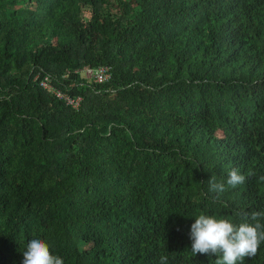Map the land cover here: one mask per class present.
<instances>
[{"label": "trees", "instance_id": "trees-1", "mask_svg": "<svg viewBox=\"0 0 264 264\" xmlns=\"http://www.w3.org/2000/svg\"><path fill=\"white\" fill-rule=\"evenodd\" d=\"M233 168L264 175V0H0V264L34 237L64 264H215L194 219L264 211L256 177L211 191Z\"/></svg>", "mask_w": 264, "mask_h": 264}, {"label": "clouds", "instance_id": "clouds-1", "mask_svg": "<svg viewBox=\"0 0 264 264\" xmlns=\"http://www.w3.org/2000/svg\"><path fill=\"white\" fill-rule=\"evenodd\" d=\"M248 177H256L264 182V175L257 176L252 169L247 174L237 168L228 172L226 183L211 180L210 189L223 193L227 188L244 184ZM227 185V187H226ZM254 223H233L227 219L200 214L190 225L191 255H215V264H244L246 258L257 254L258 247L264 243V211H253L250 215ZM21 264H64L63 258L50 252V246L43 239H30L21 253ZM158 264H168L167 256H160Z\"/></svg>", "mask_w": 264, "mask_h": 264}, {"label": "built area", "instance_id": "built-area-1", "mask_svg": "<svg viewBox=\"0 0 264 264\" xmlns=\"http://www.w3.org/2000/svg\"><path fill=\"white\" fill-rule=\"evenodd\" d=\"M82 73L86 78H91L96 82H103L110 76L109 71L106 67H99L97 69L85 68ZM40 86L42 88L51 90L50 80L48 78H44L40 82ZM52 92H54L58 97H63L66 100L67 104L72 105L73 107L77 105L78 99H72L56 90H52Z\"/></svg>", "mask_w": 264, "mask_h": 264}, {"label": "rangeland", "instance_id": "rangeland-1", "mask_svg": "<svg viewBox=\"0 0 264 264\" xmlns=\"http://www.w3.org/2000/svg\"><path fill=\"white\" fill-rule=\"evenodd\" d=\"M82 76H83V74H82Z\"/></svg>", "mask_w": 264, "mask_h": 264}]
</instances>
